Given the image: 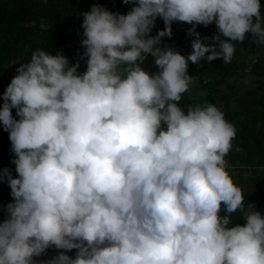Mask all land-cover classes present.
<instances>
[{"label": "clouds", "instance_id": "9594fccd", "mask_svg": "<svg viewBox=\"0 0 264 264\" xmlns=\"http://www.w3.org/2000/svg\"><path fill=\"white\" fill-rule=\"evenodd\" d=\"M260 9V0H135L127 14L93 5L82 74L60 53L33 51L0 94L18 174L8 175L0 264H35L52 246L77 253L47 264H264V216L245 208L226 167L235 126L211 103L179 105L189 61L229 63L232 41L247 34L264 45ZM157 17L165 27L151 36ZM173 21L193 25L187 56L160 46ZM213 21L203 43L195 26ZM148 54L157 73L141 67ZM238 211L246 223L228 227Z\"/></svg>", "mask_w": 264, "mask_h": 264}, {"label": "trees", "instance_id": "16d2710c", "mask_svg": "<svg viewBox=\"0 0 264 264\" xmlns=\"http://www.w3.org/2000/svg\"><path fill=\"white\" fill-rule=\"evenodd\" d=\"M135 0L125 3L124 0H0V94H2L11 79L17 74V68L31 59L33 51L41 49L53 55L60 53L67 57L69 66L79 65L78 73L87 68L85 48L81 44L84 39L82 22L84 13L90 11L93 5H98L113 13L127 14L134 6ZM261 14L264 16V0H260ZM44 21L46 28L37 27ZM32 23L31 26L25 23ZM165 27L163 19L157 17L150 35L156 36ZM192 24L173 21L171 37L161 39V47H171L187 56L192 52V40L189 35ZM195 31L200 34L203 43H211L210 38L217 33L215 22L205 26L197 24ZM209 39H203V38ZM235 52L231 62L224 63L217 58L210 63L203 59L198 64L188 63V74L197 79L202 92L190 97L189 91L182 95L179 105L185 109L197 104L204 106L211 103L220 109L227 121L236 129L232 141V149L227 154L228 172L237 169L248 172L241 180V188L245 197V208L252 204L256 211L264 216V92L253 91L246 86L243 90L236 86V73L239 69L238 56L242 51L250 54L260 52L264 45L253 41L247 34L243 42L232 41ZM219 50V49H217ZM261 71L262 65L253 64ZM141 67L151 73H157L154 57L148 54ZM229 79H232L231 81ZM225 83V92L217 85ZM218 99L222 100L217 102ZM233 101L236 102L233 104ZM3 101L0 99V104ZM12 115L19 119L15 109ZM12 151L8 131L0 125V155L8 158ZM225 212L222 210L221 215ZM245 219L238 211L231 214L228 227L237 224L244 225Z\"/></svg>", "mask_w": 264, "mask_h": 264}, {"label": "rangeland", "instance_id": "374dc122", "mask_svg": "<svg viewBox=\"0 0 264 264\" xmlns=\"http://www.w3.org/2000/svg\"><path fill=\"white\" fill-rule=\"evenodd\" d=\"M27 26H31L32 23H25ZM39 28L45 29L46 23L42 21L38 24ZM238 65L239 69L236 73V80L235 85L239 87V89H244L243 87L246 86L247 88L253 90V91H260L259 85L262 86V90L264 92V48L257 53L250 54L245 51H242L240 55L238 56ZM259 63L262 65V70L259 71L256 68H254V63ZM230 81L232 79H229ZM217 88L221 92H225V83H221L217 85ZM197 84V79L193 78V83L190 85L189 93L190 97H194L197 94L201 93L202 91L199 90ZM222 100L218 99L217 102H221ZM236 102L233 101V104ZM1 125V124H0ZM15 154H11L8 158H3V156L0 155V222H2L5 219H8L9 213L7 211V205L10 202H13V197L11 196V189L8 184V175L10 174L13 178L17 177V173L15 170V164L13 161L15 160ZM227 161V165L229 164L227 158H225ZM226 165V166H227ZM7 170V172H5ZM230 175L238 186H241V180H244L248 172L246 171H238L237 169H233L230 172ZM61 252H64L68 256H76L77 250H66V249H56L54 246L47 249L44 253H42L39 256L34 257H40V256H58ZM48 260H33L35 264H47Z\"/></svg>", "mask_w": 264, "mask_h": 264}, {"label": "water", "instance_id": "95a60500", "mask_svg": "<svg viewBox=\"0 0 264 264\" xmlns=\"http://www.w3.org/2000/svg\"><path fill=\"white\" fill-rule=\"evenodd\" d=\"M56 256H40V257H33V260H48V259H53ZM71 258H75V256H69Z\"/></svg>", "mask_w": 264, "mask_h": 264}, {"label": "built area", "instance_id": "2783aa9c", "mask_svg": "<svg viewBox=\"0 0 264 264\" xmlns=\"http://www.w3.org/2000/svg\"><path fill=\"white\" fill-rule=\"evenodd\" d=\"M14 158H16V157H14Z\"/></svg>", "mask_w": 264, "mask_h": 264}]
</instances>
